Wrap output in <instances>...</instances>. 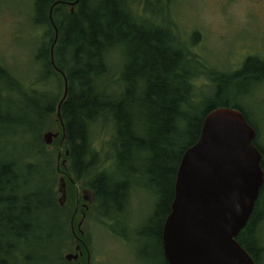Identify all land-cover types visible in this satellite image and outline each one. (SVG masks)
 I'll return each instance as SVG.
<instances>
[{
  "label": "trees",
  "instance_id": "1",
  "mask_svg": "<svg viewBox=\"0 0 264 264\" xmlns=\"http://www.w3.org/2000/svg\"><path fill=\"white\" fill-rule=\"evenodd\" d=\"M75 1H34L33 24L42 34L23 81L0 64V137L23 140L20 150L0 157V264H35L31 249L18 247L29 246L32 238L46 254V245L58 239L54 255L42 264H70L62 255L68 238L63 212L72 206L74 228L76 185L96 193L97 212L119 216L141 187L152 189L156 203L149 222L158 224L161 245L182 156L199 140L206 116L227 106L221 97L224 82L215 93L197 87L199 56L191 54L173 22L166 18L159 25L134 16L128 0H79L73 13L67 11L63 3ZM53 6L56 68L50 54ZM63 77L68 94L61 107L62 141L56 114ZM49 131L61 133L52 143L55 151L43 142ZM107 132L110 139L98 149L97 135ZM60 145L66 162L60 168L67 184L64 207L58 202ZM255 214L253 209L236 238L252 256Z\"/></svg>",
  "mask_w": 264,
  "mask_h": 264
},
{
  "label": "rangeland",
  "instance_id": "2",
  "mask_svg": "<svg viewBox=\"0 0 264 264\" xmlns=\"http://www.w3.org/2000/svg\"><path fill=\"white\" fill-rule=\"evenodd\" d=\"M34 1L0 0V64L16 72L17 78L21 81L30 71V60L35 56L42 34V29L33 24ZM226 2L228 6L220 7ZM127 6L134 16L151 20L154 24L161 25L166 18L169 22H173L181 40L193 51H190L191 54L200 56L207 64L221 70L225 69L232 60L233 51L237 58V53L240 52L239 42L244 44L242 45L244 49L254 50L261 38L258 35L259 26L252 17L241 28L236 25V18H234L235 24L230 29H226L221 24L222 19L227 24L226 16H262L264 0H128ZM65 9L70 10L68 7ZM221 34L222 36L219 37ZM258 49L264 53V41ZM190 58L194 59L191 56ZM198 70L201 71L200 68ZM210 70L207 68L201 71L203 74L200 73L196 81L197 87L201 90L205 87L206 90H212ZM108 139H110L108 132L104 136L97 135L96 147L101 149ZM22 141L18 136L6 138V135H2L0 157L7 156L13 149L20 150ZM46 147L50 151L56 150L52 145ZM56 179L58 180V177ZM141 188L137 191L136 198L134 195L130 198L132 206L121 216L114 211L105 212L100 209L97 212L96 205L89 211L82 230L85 232L84 240L90 243V263L86 255L78 263L165 264L160 240L157 237L160 229L158 224L149 222L155 211L156 198L152 189ZM63 214L68 220V238L62 249L64 257L67 254H74L73 231H77L76 226L81 220V215L78 214L75 227L71 229L72 206L65 208ZM34 242L35 239L32 238L29 246L18 244V247L21 251L31 249L35 264L49 261L59 245L58 239L52 245L47 244L48 254H46L40 244Z\"/></svg>",
  "mask_w": 264,
  "mask_h": 264
},
{
  "label": "water",
  "instance_id": "3",
  "mask_svg": "<svg viewBox=\"0 0 264 264\" xmlns=\"http://www.w3.org/2000/svg\"><path fill=\"white\" fill-rule=\"evenodd\" d=\"M78 3L76 0L68 4L71 13ZM54 7L49 12V21L55 31L50 54L56 68L54 47L58 30L52 17ZM63 78L64 94L56 114L62 129L61 107L68 94ZM60 134L59 131L46 132L43 142L50 146ZM62 134L63 141L64 129ZM254 137L253 129L236 110L219 108L206 116L199 140L185 151L177 171L173 202L162 229L166 264H254L236 240L252 214L264 181L261 156L253 146ZM63 152L60 145L57 161L60 207L67 201L66 178L60 172L66 164L62 160ZM75 189L76 200L81 190L83 199L93 205L95 196L91 190L80 189L79 185ZM88 210L87 205L85 211ZM84 220L83 213L79 229ZM76 242L79 243L78 238ZM79 255L78 245L75 254H67L64 258L76 262Z\"/></svg>",
  "mask_w": 264,
  "mask_h": 264
},
{
  "label": "flooded vegetation",
  "instance_id": "4",
  "mask_svg": "<svg viewBox=\"0 0 264 264\" xmlns=\"http://www.w3.org/2000/svg\"><path fill=\"white\" fill-rule=\"evenodd\" d=\"M72 2L63 3L67 6L70 11L71 7L68 5ZM231 2H229L230 4ZM222 4V3H220ZM228 6V2L220 5V7ZM260 15V14H259ZM225 17V16H224ZM227 24L222 19V26L226 29H230L233 24H235L234 18H236V25L240 28L247 24L252 17L260 29V41L256 43L254 50H246L242 45L243 43L239 42L240 52L237 53V58L235 57V52L233 51L232 60L227 64L225 69H217V67H212L207 64L204 59L197 60L198 66L201 71H204L207 68H210V81L212 86V92L215 93L216 89L224 82V88L221 94V97L224 96L226 102V108L236 110L240 112L248 125L253 129L255 137L253 139V146L257 149L261 156L260 166L263 172L264 178V53L258 49L262 46L264 41V14L261 16H226ZM245 17V18H243ZM233 18V19H232ZM222 34L219 36L221 37ZM200 46V45H199ZM203 73V72H202ZM81 189V188H80ZM94 193V192H93ZM94 203L90 205L83 199L81 190H79V199L76 200V189H75V214L82 215L85 214V220L82 226L85 224L87 213L91 210L93 206L97 203V195L94 193ZM130 199L126 200V204L130 203ZM89 207L88 211H85V206ZM126 205V206H127ZM78 206V207H76ZM256 211L255 215H259V220L255 227V242L252 247L254 256L251 254L254 264H264V181L260 187L259 196L257 199V204L253 208ZM253 212V211H252ZM81 220L77 224V231H73L75 248L74 254L76 253V248L80 246L81 255L79 259L71 263L80 264L78 261L87 256L88 263H90L91 251L89 249L90 243L84 240L85 232L78 228ZM73 225V224H72ZM73 227V226H72ZM79 235L80 237H78ZM118 235V234H117ZM79 239V243L76 242V239ZM161 248L163 254V244H162V235H161ZM164 262L166 264L165 258Z\"/></svg>",
  "mask_w": 264,
  "mask_h": 264
}]
</instances>
